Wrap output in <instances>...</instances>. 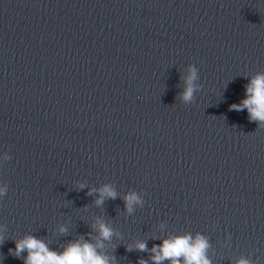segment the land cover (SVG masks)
<instances>
[{
    "label": "clouds",
    "instance_id": "obj_1",
    "mask_svg": "<svg viewBox=\"0 0 264 264\" xmlns=\"http://www.w3.org/2000/svg\"><path fill=\"white\" fill-rule=\"evenodd\" d=\"M198 68L188 65L187 75L184 79V89L179 94L180 100L184 104L195 102L196 93L201 86L197 83L199 80ZM247 110L250 122H255L258 128H264V72H257L245 85V98L240 103L230 105V110ZM5 159H8L5 156ZM86 187L84 183L78 184V189ZM8 191L7 185H0V198L4 197ZM97 194L95 204L102 206L105 200H115L118 193L111 184H104L100 188H90L87 194ZM126 211L131 214L135 211L136 205H143L144 201L136 192H130L123 197ZM97 236L92 237V233L80 235L78 239L68 242L61 251L51 249L48 244L34 235H26L22 239L15 240V248L9 249V254L14 258L20 259L21 253L26 252L23 257L24 264H116L115 255H109L105 249V242H111L114 236L119 233L113 229L111 224L107 223L101 217L96 218L92 225ZM61 233H66L67 229L60 227ZM85 236L88 238L86 239ZM4 241V236L0 232V242ZM208 239L197 233L195 237L191 233L183 235H172L162 240L160 244H153L149 249L147 242L138 240L134 245H128L126 251L151 252L150 259L152 264H164L169 261L170 264H211L207 257L209 248ZM138 264H148L147 260L139 259ZM236 264H252V261L241 257Z\"/></svg>",
    "mask_w": 264,
    "mask_h": 264
}]
</instances>
